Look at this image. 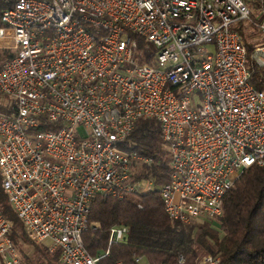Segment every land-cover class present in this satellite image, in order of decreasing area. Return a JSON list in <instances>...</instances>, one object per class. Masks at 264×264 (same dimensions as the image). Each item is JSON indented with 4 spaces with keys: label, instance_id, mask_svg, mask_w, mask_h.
Masks as SVG:
<instances>
[{
    "label": "built area",
    "instance_id": "built-area-1",
    "mask_svg": "<svg viewBox=\"0 0 264 264\" xmlns=\"http://www.w3.org/2000/svg\"><path fill=\"white\" fill-rule=\"evenodd\" d=\"M0 1L12 4L0 44L12 42L14 55L0 65V94L12 104L0 113L2 187L29 240L60 251L63 264L109 255L84 244L97 196H134L142 209L137 196L155 188L132 180L133 164L152 160L120 146L140 120L159 122L170 153L171 181L159 190L173 222L220 217L244 171L264 168V89L248 67H264V7L254 19L248 0ZM139 39L154 64L140 62ZM11 228L0 211V264H23ZM128 234L112 227L109 248Z\"/></svg>",
    "mask_w": 264,
    "mask_h": 264
},
{
    "label": "trees",
    "instance_id": "trees-1",
    "mask_svg": "<svg viewBox=\"0 0 264 264\" xmlns=\"http://www.w3.org/2000/svg\"><path fill=\"white\" fill-rule=\"evenodd\" d=\"M253 18L261 12L264 3L248 0ZM12 4L0 1L1 14ZM247 39L249 56L255 42L245 26L238 29ZM140 49L147 55L140 62L154 64L152 49L139 39ZM9 54V55H8ZM14 55L7 53L4 57ZM0 55V65L2 64ZM251 83L258 91L264 89V67L249 60ZM0 113H12L11 100L0 94ZM61 125L42 126L44 130H59ZM126 152L138 154L152 160L151 164H133L134 182H153L155 188L137 199H117L99 195L89 212V228L84 233V244L91 255L98 257L109 250V255L99 264H137L135 256H143L149 264H178L181 256L185 264H202L207 256L221 258L220 264H264V168L253 166L244 171L236 187L225 197L223 214L214 220L195 221L191 224L173 222L165 213L159 188L171 181L170 153L163 146V135L157 120H140L131 136L121 143ZM0 211L11 223V238L16 243L23 264H63L60 251L51 253L47 247L36 246L28 238L22 222L14 211L3 190L0 177ZM114 226L129 228L125 242L114 243L109 248L110 230ZM31 244L35 255L22 254V246ZM22 254V255H21Z\"/></svg>",
    "mask_w": 264,
    "mask_h": 264
},
{
    "label": "rangeland",
    "instance_id": "rangeland-1",
    "mask_svg": "<svg viewBox=\"0 0 264 264\" xmlns=\"http://www.w3.org/2000/svg\"><path fill=\"white\" fill-rule=\"evenodd\" d=\"M259 39H260L259 45L264 44V34L260 33L259 34ZM1 46H7L8 47L6 50H3V49L0 48V55L2 57H4V55H6L7 53H12V50L10 49V47L12 46V42H4V43L0 44V47ZM2 59H4V58H2ZM197 223H203V222L202 221H198ZM39 246H41V245H39ZM43 247H45V246H43ZM22 250H23L22 254H25V255H28V256H34L35 255V248L31 244L23 245L22 246Z\"/></svg>",
    "mask_w": 264,
    "mask_h": 264
},
{
    "label": "crops",
    "instance_id": "crops-1",
    "mask_svg": "<svg viewBox=\"0 0 264 264\" xmlns=\"http://www.w3.org/2000/svg\"><path fill=\"white\" fill-rule=\"evenodd\" d=\"M2 58H4V59H2V64L6 61V60H8L9 58H7V57H2ZM1 64V65H2Z\"/></svg>",
    "mask_w": 264,
    "mask_h": 264
}]
</instances>
